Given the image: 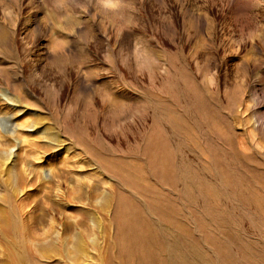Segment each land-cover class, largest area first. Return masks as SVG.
Returning <instances> with one entry per match:
<instances>
[{
  "label": "rangeland",
  "instance_id": "rangeland-1",
  "mask_svg": "<svg viewBox=\"0 0 264 264\" xmlns=\"http://www.w3.org/2000/svg\"><path fill=\"white\" fill-rule=\"evenodd\" d=\"M0 264H264V0H0Z\"/></svg>",
  "mask_w": 264,
  "mask_h": 264
}]
</instances>
